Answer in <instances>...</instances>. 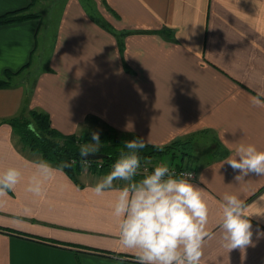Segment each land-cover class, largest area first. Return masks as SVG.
I'll list each match as a JSON object with an SVG mask.
<instances>
[{
  "label": "crops",
  "instance_id": "crops-1",
  "mask_svg": "<svg viewBox=\"0 0 264 264\" xmlns=\"http://www.w3.org/2000/svg\"><path fill=\"white\" fill-rule=\"evenodd\" d=\"M40 1L0 0V15L28 8L33 16L0 26V80L20 71L0 89V169L23 172L14 190L0 194V264H137L120 246L111 210L124 181L97 195L93 187L105 173L82 168L78 185L57 170L42 196L26 190L40 156L22 151L6 122L23 106L45 112L63 134L95 117L154 146L192 136L193 157L185 161L215 232L201 264H264V236L255 235L264 229L257 203L264 176L236 181L239 170L221 166L239 140L264 149V107L251 101L264 93V0H64L45 62V32L41 46L37 38L43 19L32 10ZM99 22L128 33L122 52ZM226 191L241 194L253 214L255 243L244 249L222 245Z\"/></svg>",
  "mask_w": 264,
  "mask_h": 264
},
{
  "label": "clouds",
  "instance_id": "clouds-1",
  "mask_svg": "<svg viewBox=\"0 0 264 264\" xmlns=\"http://www.w3.org/2000/svg\"><path fill=\"white\" fill-rule=\"evenodd\" d=\"M251 101L264 107V93L251 96ZM28 127L36 131L33 123ZM102 143L99 131H92L91 142L80 146L81 157L87 160L88 154L98 152ZM123 143L124 148L111 169L93 187L97 195H103L113 189L114 181L125 182L117 189L111 205L112 215L118 221L120 246L135 253L137 264H201L203 246L215 232L208 227L209 205L202 188L187 178L193 173L175 174L168 163L162 162L139 175L142 164L139 150L145 147V138L135 136ZM34 163L35 170L28 177L26 190L36 196L45 193L46 182L57 170L71 167L69 161L53 165L45 158ZM225 163L239 170L236 181L244 180L249 173L264 176V149L253 142L239 140L221 166ZM22 179L23 172L17 166L0 169V194L14 190ZM262 200L264 196L259 197L257 203L264 207ZM222 201L219 226L223 230V247L230 251L253 245L254 229L250 219L253 214L248 212L246 199L237 192L226 191ZM255 235L264 236V229L257 226Z\"/></svg>",
  "mask_w": 264,
  "mask_h": 264
},
{
  "label": "trees",
  "instance_id": "trees-1",
  "mask_svg": "<svg viewBox=\"0 0 264 264\" xmlns=\"http://www.w3.org/2000/svg\"><path fill=\"white\" fill-rule=\"evenodd\" d=\"M28 8H22L19 10L11 11L0 15V26L8 25L16 22L26 20L33 17L31 14H27ZM100 24V22H99ZM107 31L113 33L117 38L119 51L122 52L123 38L127 35V32L114 33L111 29L106 28L105 24H100ZM22 71V70H21ZM19 72L12 73L6 72L5 79L0 80V89H5L11 85V77L19 74ZM90 119L87 120L83 128L75 134H63L60 131L52 127L49 116L40 110L27 109L23 106L18 116L8 119L6 122L10 125L13 134L18 139V145L22 151H27L31 154L38 155L40 158H45L53 165H58L62 161H69L71 167L63 168L62 171L77 182V176L83 168L84 160L80 155V146L85 143L91 142L92 131L97 127ZM29 123L35 125L36 131L29 129ZM100 139L103 141L100 150L94 153L105 154L106 157L101 160H92L95 164L101 162L102 169L98 173H107L120 155V150L124 148V140L132 139L136 135L129 133H118L106 126L99 128ZM98 131V129H96ZM39 132V135L36 134ZM193 138L192 136L182 139L173 140L169 144L164 146H154L145 143V147L140 149V155L142 163L149 159L170 157V162L178 169L192 168L191 163L187 162L193 157ZM215 153H219L220 157L226 155L225 151L216 150ZM217 157V155H215ZM187 160V161H185ZM195 171V170H194ZM92 170V173H95ZM78 185H80L77 182Z\"/></svg>",
  "mask_w": 264,
  "mask_h": 264
},
{
  "label": "rangeland",
  "instance_id": "rangeland-1",
  "mask_svg": "<svg viewBox=\"0 0 264 264\" xmlns=\"http://www.w3.org/2000/svg\"><path fill=\"white\" fill-rule=\"evenodd\" d=\"M63 2H64V0H41L40 2L36 3L35 7L32 9L34 12H36L38 14V16H40L39 18L43 19L41 27H40L39 32H38V36H37L39 46H41V43L43 40V35L45 32V41L46 42L43 45V47H44L43 62H45L46 57H47L46 54L49 52V50L51 48V44H52V40H53V36H54L53 35L54 30L56 28L57 21H59L58 18H60L59 15L61 14ZM19 75H20V73L13 75L10 80L11 81L16 80L19 77ZM28 83L31 84V80H29ZM90 121L93 124H95V126L97 127L96 129H98V131H99L100 130L99 128L102 127L101 121L95 117H92L90 119ZM90 121H89V123H90ZM96 129L93 128L91 130L96 131ZM159 160L163 161L159 158H155V159H149V160L145 161L146 162L145 164L154 163V162H157Z\"/></svg>",
  "mask_w": 264,
  "mask_h": 264
},
{
  "label": "built area",
  "instance_id": "built-area-1",
  "mask_svg": "<svg viewBox=\"0 0 264 264\" xmlns=\"http://www.w3.org/2000/svg\"><path fill=\"white\" fill-rule=\"evenodd\" d=\"M162 162L165 161H157L154 163H149V164H145L146 162L141 164V169L139 170V175H143L148 171H151L153 169V167L157 164H160ZM168 163V162H166ZM170 168L174 169L175 174H187L189 171H191L193 173V176L191 177H187L189 179L194 180L195 179V171L193 168H188V169H178L175 166H173L171 163H168ZM83 168L86 169L87 171L92 172V170H95L96 172H99L102 169V164L101 162H97L96 164L94 162H92V160H84L83 163Z\"/></svg>",
  "mask_w": 264,
  "mask_h": 264
},
{
  "label": "water",
  "instance_id": "water-1",
  "mask_svg": "<svg viewBox=\"0 0 264 264\" xmlns=\"http://www.w3.org/2000/svg\"><path fill=\"white\" fill-rule=\"evenodd\" d=\"M105 157L106 155L102 153H90L88 154L87 160H101L104 159ZM82 159L85 160L84 158Z\"/></svg>",
  "mask_w": 264,
  "mask_h": 264
}]
</instances>
